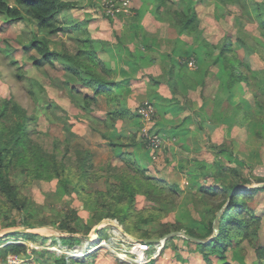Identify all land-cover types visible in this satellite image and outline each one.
Segmentation results:
<instances>
[{
	"label": "rangeland",
	"instance_id": "1",
	"mask_svg": "<svg viewBox=\"0 0 264 264\" xmlns=\"http://www.w3.org/2000/svg\"><path fill=\"white\" fill-rule=\"evenodd\" d=\"M75 1L79 3V8L70 12L74 21L87 24L95 36L107 33L104 42L116 44L120 40L122 42L119 43L120 45L127 46L123 38L129 40L128 37L132 35L128 33V30L133 28H143V34L154 37L151 40L152 44L148 47L149 51L144 52V45H147L149 40L143 39L142 34L138 31L140 29L137 30V41L143 52L137 53L136 56L142 57L141 64L144 61L147 62L141 67L136 62V66H134L129 61L131 67L136 69V75L133 78L138 80L132 83L133 93L123 87L119 90L127 96V105L133 113H136L142 103L147 100L151 101L156 111L154 121L147 124L140 116L136 121L124 120L121 122L119 120L117 128L105 132L107 138L95 131L90 122L82 117L81 110L71 102L72 91L66 83L67 74L61 64L59 62H55L53 65L45 64L42 69L35 67L30 58L31 54H36L35 50L31 49L27 52L23 45L32 39L36 27L32 23L29 24L21 20L3 22L0 19V44L4 46L9 43L14 48L8 57L0 51V103L13 95L22 105L27 106L29 113L32 112L33 101L28 90L16 76L17 65L10 61L14 58L22 65L26 78L39 79L43 90H40L38 96L43 104H56L54 117L60 115L63 118L65 114H68L73 141L94 153L96 165L108 160L113 161L114 164H121L119 156L122 148H117L114 151L109 145L108 139L117 138L125 134L127 130L139 129L138 139L141 144L147 145L141 133L147 125L152 129V132L163 137L161 148L155 152V158L150 154V151H153L143 144L134 147L133 151L137 150V155L140 157L139 162L151 176L158 179V182L168 186L177 184L179 187L178 204L175 207H170L163 221L195 227L197 231H204V226L209 220L206 210H210L211 205L204 202L200 188L203 185L213 184L217 180L200 174L201 164L194 161H203L204 166L207 167H211L217 162L227 167H236L239 170V176L249 180V183L240 186L259 185L257 177L264 176V128L240 123L235 116L228 113L229 107L232 108L237 104L238 95L230 93L226 97L220 96L223 94L225 96V93L219 88L221 83L224 84L225 73L218 64L211 65L198 61L199 56L206 50L208 52L209 48L205 47L203 41L197 37L200 32L205 40L207 39L216 47L226 37L235 41L240 32L249 36L252 39L251 42L256 44L253 38L260 36L256 20L248 15H243V9L237 1L167 0L166 7L171 11L170 13L189 8L197 9L200 29L196 35L192 36L191 34H180L179 30L173 27L165 17L156 15L158 2L155 0H131L129 4L125 3V0ZM118 8L122 10L120 13L116 11ZM41 34H43L41 31L38 32L39 36ZM117 34L121 36L118 37ZM51 38L52 49H64V45H67L74 52L73 40L66 33H59ZM134 41L136 42V40ZM130 47L133 49V43ZM236 48L242 55L243 50L237 45ZM217 53L218 49H214V54ZM107 61L114 64L111 55H108ZM182 61H187L191 70L187 72L188 78L200 70L205 74L203 84H196L194 88L188 84L183 74L180 73L179 65L183 64ZM250 61L249 67L253 70L264 67V61L258 54L249 57ZM190 62L194 63L190 65ZM147 64L149 65L146 66ZM175 65L176 74L173 75L169 71ZM220 69L222 72H219ZM118 75L119 78H123L121 81L118 80L119 83L128 80L127 76H121L120 71ZM254 76L255 73L251 75L253 83L256 81ZM169 78H176L175 82L178 83L176 91L169 84ZM190 78H193V75ZM121 86L123 85L121 84ZM247 91L240 103L246 107L251 105L256 108L252 102L251 89L247 88ZM217 92H219V96L214 98ZM191 99L197 100L200 107H192L185 101ZM224 99H226L225 102H223ZM107 110L105 98L101 97L95 114L104 118ZM54 117L48 118L42 115L37 124L39 131L43 132V141L48 149L53 147V141L56 138L65 139L63 123L60 120L55 121ZM123 124L124 131L121 129ZM259 130L262 131V135L257 134ZM140 133L141 135H139ZM222 144L228 146L227 152H220L219 146ZM193 164L198 168L197 172L192 171ZM24 178L23 175H17L14 177V181L22 184ZM227 178L230 179V176ZM58 186L57 180L50 182L36 180L28 187L22 186L23 194L31 197L39 207V211L33 210L35 216L33 220L50 218L59 211L75 208L83 222L82 225L92 224L91 232L86 235H92L95 233V228L99 227V230L102 231V238L99 237L98 231L97 234L95 233L98 235L97 240L91 244H86L87 240L82 238L80 244L69 246L63 244L60 238L71 236V234L62 232L51 225L36 226L35 229L29 228L26 232L37 233L46 237L47 241L43 242L41 238H36V241H33L22 237H19L20 240H14L27 246L28 251L22 254L21 258L12 255V253L7 254L3 244H0V264H53L55 256L81 261V264H138L136 254L130 251L134 244L133 240L135 238L146 239L142 237H147L149 234L140 230H132L136 236L131 235L125 231L117 219L106 218L96 223L90 210L77 198L76 194L62 195L58 192ZM95 186L97 188L105 187L102 180ZM152 205H154L153 202L144 196H137L138 209ZM249 205L262 217L259 243L264 244V190L255 195ZM18 215L17 212H14L12 218H17ZM6 222L7 220L0 217V238L6 237L5 234L10 231H23L25 227H28L23 224L5 226ZM150 227L158 228L157 224L150 225ZM140 228L145 229L144 226ZM161 245L162 248L157 250ZM77 247L79 251L74 253V249ZM243 247L242 251H238L239 253L229 249L226 252V261L229 264H257L254 248L247 242L243 244ZM225 259L212 255L211 261H208L194 242L181 236H175L164 244H152L150 251L139 264H222Z\"/></svg>",
	"mask_w": 264,
	"mask_h": 264
},
{
	"label": "trees",
	"instance_id": "2",
	"mask_svg": "<svg viewBox=\"0 0 264 264\" xmlns=\"http://www.w3.org/2000/svg\"><path fill=\"white\" fill-rule=\"evenodd\" d=\"M155 1L158 2L156 15L165 17L180 34L194 36L198 33L200 19L196 8L170 13L171 11L166 7L167 0ZM227 1H237L243 9V15L256 20L260 36H254L253 41L256 42L254 44L249 36L239 32L235 41L226 37L215 47L199 32L197 39L203 41L209 51L206 50L199 56L198 61L211 65L218 64L224 71L226 79L219 88L225 96L224 94L220 96L226 97L230 93L238 95L237 104L232 108L229 107L228 113L235 116L240 123L264 128V67L255 70L249 67L251 63L249 57L253 54H258L264 61V0ZM77 7L79 8V3L75 0H0V19L3 22L21 20L36 27L32 39L23 45L24 50L27 52L31 49L35 50L36 54H31L30 58L38 69H42L45 64L53 65L55 62L61 64L67 74L66 83L72 91L71 102L81 110L82 117L90 122L95 131L107 138L105 132L117 128L119 120L136 121L139 115L128 107L127 96L119 91L122 86L117 79L118 72L103 57L102 51L110 48V43L96 39L84 22L74 21L70 12ZM40 31L43 34L39 36ZM59 33H66L73 40L74 52L67 45H64V49L51 48V37ZM144 37L149 39L146 35ZM236 45L243 50L242 55ZM13 49L9 43L4 46L0 44V51L7 57L12 54ZM214 49H218L216 55ZM139 52L138 49L136 54ZM192 54L194 55V52ZM10 61L17 65L16 76L28 90L33 108L29 113L27 106L22 105L13 95L0 103V217L7 220L5 226L51 225L71 234L60 238L63 244L69 246L81 243L82 239L77 234L86 235L91 232L92 224L82 225L83 222L75 208L59 211L50 218L34 221L33 210L39 211V207L31 197L23 194L22 186L28 187L36 180L46 182L57 180L58 192L68 196L76 194L90 210L96 223L106 218L117 219L127 233L134 235L133 231H144L149 234L147 237H142L146 239L160 238L172 231L182 229L195 237L209 238L214 232L213 220L217 212L230 199L219 218V234L207 244L195 243L197 248L206 260L211 261L212 255L225 259L229 249L239 253L238 251L244 248L243 244L247 242L255 250L257 264H264V244L259 243L262 217L249 205L250 200L264 190V186L233 192L235 187L249 183L247 178L239 176L238 168L227 167L219 162L207 167L204 166L203 161L195 160V163L201 164L200 174L217 180L200 188L204 202L211 205L210 210H206L209 220L204 226V231L165 222L163 219L167 215L166 212L170 207L178 204L179 187L177 184L168 186L158 182V179L151 176L141 165L137 150L133 151L134 147L144 145L138 139L139 129L127 130L117 138L108 139L114 151L122 148L119 156L121 164H114L113 161L108 160L96 165L94 153L73 141L68 114L63 118L56 115L55 118L53 113L56 104H43L38 96L40 90H43L39 79L26 78L18 60L12 58ZM182 63L179 65L180 73L192 88L196 84L204 83L205 74L201 70L191 74L190 77L193 75V78H188L187 72L191 71L188 62L182 61ZM176 65L169 71L173 75L176 74ZM219 72H222L221 69ZM253 73L256 80L254 83L251 78ZM168 81L176 91L178 85L175 82L176 78H169ZM247 88L253 93L252 102L256 108L251 105L246 107L240 103V100L244 99L243 95L248 92ZM101 97L105 98L108 106L104 118L95 114ZM185 101L192 107L196 106L194 100ZM42 115L48 118L54 117L55 121L60 120L63 123L65 139L56 138L51 149L45 146L43 132L37 127ZM124 128L123 124L121 129L124 131ZM257 134L262 135V131H257ZM219 147L220 152H227V145L222 144ZM191 169L193 172L198 170L195 165ZM17 175L25 177L22 184L14 181ZM227 176H230V179ZM101 180L105 187L97 188L95 184ZM257 182L263 183L264 176H258ZM138 195L144 196L154 205L138 209ZM14 212L19 215L13 219ZM153 224H157L158 228H151L150 225ZM142 226L145 227L144 230L140 228ZM101 232L99 230L100 238H102ZM3 237L0 238V244H3L7 254L12 253L19 258L27 252V246L14 240H20L19 237H22L33 241L36 238H41L43 242L47 241L46 237L33 232H14ZM81 263L64 256H55L53 262V264ZM222 264L229 263L225 259Z\"/></svg>",
	"mask_w": 264,
	"mask_h": 264
},
{
	"label": "crops",
	"instance_id": "3",
	"mask_svg": "<svg viewBox=\"0 0 264 264\" xmlns=\"http://www.w3.org/2000/svg\"><path fill=\"white\" fill-rule=\"evenodd\" d=\"M142 21V20H141ZM131 26H133V25H131ZM137 29H140L139 30V32L142 34V37H143V39H146L147 40V38H145L144 36L146 35L145 33L143 34V32H144V30H143V28H133V29H130V30H128V33L129 34H131L132 36L131 37H128L129 38V40H126V38H123V41L125 42V44L127 45V46H125V45H120L119 43L121 42L120 40H118L117 42H116V44H110V48H108V49H104L103 51H102V54H103V57L105 58V60H107V58H108V55H111V60L112 61H114V64H112V62H110V61H108L109 63H110V65H111V67H115V69L117 70V72L119 73V71H120V73H122V75L121 76H127V79L128 80H123L122 82H120L119 84H120V86H121V84L123 85L122 87L124 88V89H127V90H129V92H132L133 93V91H134V88H133V86H132V83L135 81V80H138L137 78H133L135 75H136V69H133L132 67H131V64L129 63V61H131L132 63H133V65L134 66H136V63L139 65V66H141V67H143L144 66V64L147 62V61H144L143 62V64H141V61H143L142 60V57H139V56H136V52H137V50L139 49L140 50V52H143V50H141V48L139 47V44H138V41H137V33H138V31H137ZM92 35L96 38V39H101V40H104L107 36V33H105V35H98V36H95L93 33H92ZM117 36L118 37H120L121 35L120 34H117ZM154 37H149V45H151L152 44V42H151V40L153 39ZM134 40H136V42L134 41ZM132 43H133V49H132V47H130L131 45H132ZM148 44L147 45H144V52H147V51H149V46H148ZM117 45V46H116ZM130 47V48H129ZM131 49V50H130ZM142 55H144V54H142ZM107 56V57H106ZM136 62V63H135ZM149 64H147L146 66H148ZM136 68V67H135ZM120 75V74H119ZM119 75H118V80H122L123 78H119ZM130 86H132V87H130ZM135 88L137 87L136 86V84H135V86H134ZM191 93H194L193 91H190ZM131 93V94H132ZM217 95H218V92H217V94L214 96V98H216L217 97ZM190 96H191V94H190ZM192 100V99H191ZM194 101H195V104H196V106L195 107H200V105H198V101L197 100H195V99H193ZM168 108H170V107H168ZM175 113V112H174ZM177 123H179V122H177ZM173 129V128H172ZM162 134V133H161ZM164 135V134H163ZM150 154H151V156L153 157V153L150 151ZM138 156V158H140L139 157V155H137ZM154 158V157H153ZM140 160V159H139ZM141 163V162H140ZM194 165V164H193ZM192 165V166H193Z\"/></svg>",
	"mask_w": 264,
	"mask_h": 264
},
{
	"label": "built area",
	"instance_id": "4",
	"mask_svg": "<svg viewBox=\"0 0 264 264\" xmlns=\"http://www.w3.org/2000/svg\"><path fill=\"white\" fill-rule=\"evenodd\" d=\"M131 0H125V3H130ZM113 7V5H111ZM118 13H120L122 10L120 8L116 9ZM194 62H190V65L193 64ZM136 113L143 118V120L147 123L150 124L152 121H154L155 116H156V111L154 108V105L151 101H145L142 103L136 110ZM142 135H143V140L145 143H147V147L150 148L153 152V157L155 158V152L157 149H160L163 143V137L161 135L155 134L152 132V129L148 128L147 125L142 130ZM140 133V135H141ZM98 237V235H96ZM133 246L131 252H134L137 256V261L138 264L141 263V259L146 256L147 252L150 251V248L152 247V244L149 241H142V242H137L133 240ZM161 247H158L157 250H159ZM83 249V248H82ZM28 251V250H27ZM76 251H79V248L74 249V253ZM82 251V250H81Z\"/></svg>",
	"mask_w": 264,
	"mask_h": 264
},
{
	"label": "water",
	"instance_id": "5",
	"mask_svg": "<svg viewBox=\"0 0 264 264\" xmlns=\"http://www.w3.org/2000/svg\"><path fill=\"white\" fill-rule=\"evenodd\" d=\"M264 186V182L263 183H260L259 185H256V186H237L235 187L234 191H239V190H248V189H252V188H255V187H262ZM230 199H228L227 203L217 212L216 216H215V219L213 220V235L210 236L209 238H199V237H195L191 234H188L187 232L185 231H173V232H170L166 235H164L163 237L161 238H151V239H139V238H135V241L137 242H142V241H149L151 244H154V243H157V244H164L168 239L172 238V237H175V236H181V237H184L194 243H197V244H207L209 242H211L218 234H219V218L220 216L222 215V213L224 212V210L226 209L227 205H228V202H229ZM34 229L36 228V226H28V227H25V229L22 230H16V231H10L8 233H6L5 235H8V234H12L14 232H26L27 229ZM99 227L95 228V233L97 234L98 231H99ZM81 239L84 238L86 239L87 241L90 239V236L91 235H79L77 234Z\"/></svg>",
	"mask_w": 264,
	"mask_h": 264
},
{
	"label": "bare ground",
	"instance_id": "6",
	"mask_svg": "<svg viewBox=\"0 0 264 264\" xmlns=\"http://www.w3.org/2000/svg\"><path fill=\"white\" fill-rule=\"evenodd\" d=\"M35 229V228H34ZM39 229V228H38ZM116 230H119L118 228H116ZM116 233V232H115ZM119 234V233H118ZM121 234H122V231H121ZM128 238V237H127ZM97 240V236L95 233H93L91 236H90V239L88 241H86V244L89 243L91 244V242L93 241H96Z\"/></svg>",
	"mask_w": 264,
	"mask_h": 264
}]
</instances>
